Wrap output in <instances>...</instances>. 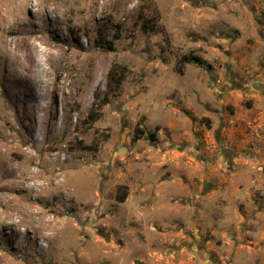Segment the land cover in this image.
Returning <instances> with one entry per match:
<instances>
[{"label":"rangeland","instance_id":"obj_1","mask_svg":"<svg viewBox=\"0 0 264 264\" xmlns=\"http://www.w3.org/2000/svg\"><path fill=\"white\" fill-rule=\"evenodd\" d=\"M259 18L264 0H0V264H139L171 254L179 229L203 264H264V139L243 166L192 156L194 136L222 143L229 97L252 83L236 67ZM113 64L126 69L115 96ZM183 121L189 199L164 161L183 152Z\"/></svg>","mask_w":264,"mask_h":264},{"label":"crops","instance_id":"obj_2","mask_svg":"<svg viewBox=\"0 0 264 264\" xmlns=\"http://www.w3.org/2000/svg\"><path fill=\"white\" fill-rule=\"evenodd\" d=\"M255 21L256 23L253 31H249L247 29V34L254 41V43L252 47L246 44L247 47L246 49L243 48L244 51L242 55L239 54L240 61L238 66L236 67V70L252 73V83H242L245 87L241 90L234 89V93H232L231 97H229L232 98V103H234L235 111L232 117H226V120L228 121H225L224 124H227V126L221 128L220 130H217L220 133V137L223 139L222 143L219 144L218 147L209 143L210 140L207 141L208 143H206L205 147H202L199 142L200 138L194 136V153L192 156L193 159L195 158V161H197L199 166L203 165L204 167H208L210 166L209 162L211 161L219 162L221 158L220 155L224 156L227 163L231 164L232 167H236L238 165L243 166L251 161L258 162L262 158L261 153L263 152L261 146L258 145L257 142H261V140L264 139L261 136L262 132L264 131V97L262 93H259V90H261L263 85H259L258 82L261 80V77H264V68L262 67L264 65V18H259ZM245 23L248 22L246 21ZM249 49L251 50L250 54L247 53L249 52ZM257 63H260V66H258ZM243 95L246 97V101H250L249 104H247V106L251 105L249 109H247L246 106L240 105ZM220 115L222 116V114ZM206 116L210 118L211 122L214 121V118L210 114H206ZM177 127H179L178 129H181L183 135H187L189 138H187L186 142L178 143V152L180 151V149H183V152L178 153L176 159H172L170 155L164 157V161L167 160L173 163V170H171L172 175L169 176L167 185H174L183 189L182 191L184 193L177 198L189 199L192 193L196 192V188L193 185L190 184L188 186V184L190 183V180L188 179L191 173L190 167L193 164L191 161L183 160V158H189L187 156V152L191 147L190 143L192 135H190V130H192V128H189L188 131L187 125L184 121L180 124L173 123V128L176 129ZM198 129L199 128L196 127L193 128V130ZM204 136L209 137L210 132H207L206 134H204ZM177 138L179 139V136H177ZM204 140L206 141V138ZM190 160H192V158H190ZM175 164H177L178 166ZM205 179H207V176L205 177ZM220 183H222V181H220ZM164 193L167 194V198L169 199H172L173 196L171 195L175 194L174 192L170 193V191H165ZM165 197L166 196H164L163 198ZM165 210H167L168 212L173 211V209L170 207H163V211ZM167 230H172V228L169 226ZM167 230L164 232H167ZM179 232L183 237V239H181L180 241V243L182 242L183 245L178 243L175 239H171L170 245H173V251L167 257L163 256L160 253L155 255L148 253V255L143 254V257L137 259L136 262H138L139 264H203L202 260L205 261L206 258H202L201 256L196 255L195 250L190 249V252L193 253L192 255L184 254V249L187 248L188 245H191V247L195 246L196 248H198V246H201L204 249L203 243L198 241L197 244H195L194 242L196 240L186 238L184 236L183 229H179ZM238 247L241 248L243 246L238 245ZM202 252L204 254H207L204 251ZM196 256H199L200 261L197 260ZM243 256L244 254L241 252L238 253L237 256L235 255L232 260L233 264L244 263L245 258ZM222 257L223 260L227 259V257Z\"/></svg>","mask_w":264,"mask_h":264},{"label":"trees","instance_id":"obj_3","mask_svg":"<svg viewBox=\"0 0 264 264\" xmlns=\"http://www.w3.org/2000/svg\"><path fill=\"white\" fill-rule=\"evenodd\" d=\"M149 29V28H147ZM97 44L99 45V47L103 48V49H107V51H113L114 50V46L113 43L111 41H107L105 39H103L102 37L99 38V41L97 42ZM192 58L188 59V58H184L183 62H190ZM126 73V69L124 67H118L115 66L114 64L111 66L109 72H108V79H109V83L110 85L113 87V89L115 90L114 96L118 95L120 92V86L123 82L124 79V74ZM108 96H105L103 98V100L100 102L98 108L102 107L103 105L108 104ZM100 115L96 112L90 111L89 114L86 117V121L89 124L95 123L96 121H98L100 119ZM209 127V125H207ZM156 131L158 130V128L155 129ZM140 133H142L141 130H139ZM152 139H154V136H151ZM126 198V194L122 196V200L124 201Z\"/></svg>","mask_w":264,"mask_h":264},{"label":"flooded vegetation","instance_id":"obj_4","mask_svg":"<svg viewBox=\"0 0 264 264\" xmlns=\"http://www.w3.org/2000/svg\"><path fill=\"white\" fill-rule=\"evenodd\" d=\"M191 238V237H190ZM192 239V238H191ZM204 246V245H203ZM199 248V249H198ZM198 248H195L194 250H195V253H196V255H199V256H201L202 258H206V256L205 255H207V254H204L202 251H203V247H201V246H198ZM208 256V255H207ZM211 258V257H210ZM206 260H209V259H207L206 258Z\"/></svg>","mask_w":264,"mask_h":264},{"label":"bare ground","instance_id":"obj_5","mask_svg":"<svg viewBox=\"0 0 264 264\" xmlns=\"http://www.w3.org/2000/svg\"><path fill=\"white\" fill-rule=\"evenodd\" d=\"M30 50H31V49H30ZM33 50H34V49H33ZM33 50H32V51H33ZM33 52H35V51H33ZM33 54H34V53H33ZM30 60L35 61V60H34V57L32 56V54H30Z\"/></svg>","mask_w":264,"mask_h":264},{"label":"water","instance_id":"obj_6","mask_svg":"<svg viewBox=\"0 0 264 264\" xmlns=\"http://www.w3.org/2000/svg\"><path fill=\"white\" fill-rule=\"evenodd\" d=\"M205 256H206V258H208L211 262H213V259H212V258L208 257L207 255H205Z\"/></svg>","mask_w":264,"mask_h":264}]
</instances>
